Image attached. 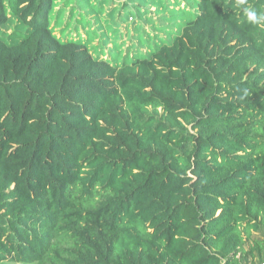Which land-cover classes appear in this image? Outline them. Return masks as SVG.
I'll return each mask as SVG.
<instances>
[{"label": "trees", "instance_id": "16d2710c", "mask_svg": "<svg viewBox=\"0 0 264 264\" xmlns=\"http://www.w3.org/2000/svg\"><path fill=\"white\" fill-rule=\"evenodd\" d=\"M146 1L112 4L103 38ZM55 4L0 0V264H263L264 25L243 7L264 0H196L172 41L108 58L55 34Z\"/></svg>", "mask_w": 264, "mask_h": 264}, {"label": "rangeland", "instance_id": "374dc122", "mask_svg": "<svg viewBox=\"0 0 264 264\" xmlns=\"http://www.w3.org/2000/svg\"><path fill=\"white\" fill-rule=\"evenodd\" d=\"M125 1L107 0V3L102 6V10L98 12V14L103 12V16L99 18L95 14L96 7H100L96 3V0L90 3L88 0H56L53 15L54 22H52L54 32L60 38L72 37L77 40H86L95 54L101 52L102 43H105L106 52L104 53V57L106 58L110 57L111 51L116 53L117 49L115 47H119V45L122 47L121 49L118 48L120 56L130 54V57H133L140 53H148L149 49H153L156 44L159 45V43L172 41L175 32L183 28L181 23H187L190 20L191 14L196 11L194 7L196 0H162L163 2H160L159 5L155 4L153 0H147L143 3L148 9L147 13H149L146 22L139 23L135 27L129 24V28L126 25L121 26L118 33H127L124 35L125 38L122 42H116L112 37L104 39L103 33H108L106 22H103L107 10L111 8L112 4H116L114 8L121 7ZM135 33H139V37ZM141 38H143L144 43L141 42ZM133 41L134 44H132ZM257 237L258 235L255 236V238ZM250 246L251 241H247L246 249L249 250ZM3 264L38 263L31 261H9ZM252 264H261V261L257 258Z\"/></svg>", "mask_w": 264, "mask_h": 264}, {"label": "clouds", "instance_id": "9594fccd", "mask_svg": "<svg viewBox=\"0 0 264 264\" xmlns=\"http://www.w3.org/2000/svg\"><path fill=\"white\" fill-rule=\"evenodd\" d=\"M241 6L246 4V0H239ZM243 13L247 21L253 25L262 26L264 25V13L257 11L251 6H244Z\"/></svg>", "mask_w": 264, "mask_h": 264}]
</instances>
